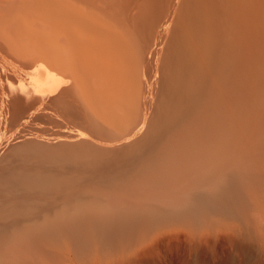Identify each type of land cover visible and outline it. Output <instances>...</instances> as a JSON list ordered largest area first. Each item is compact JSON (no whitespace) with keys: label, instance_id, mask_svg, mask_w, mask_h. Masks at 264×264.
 <instances>
[{"label":"rangeland","instance_id":"374dc122","mask_svg":"<svg viewBox=\"0 0 264 264\" xmlns=\"http://www.w3.org/2000/svg\"><path fill=\"white\" fill-rule=\"evenodd\" d=\"M82 1L0 0V226L48 218L10 262L158 264L151 237H264V0ZM59 66L80 95L39 90ZM106 154L138 172L111 181ZM221 183L241 189L223 210L166 214Z\"/></svg>","mask_w":264,"mask_h":264},{"label":"bare ground","instance_id":"6f19581e","mask_svg":"<svg viewBox=\"0 0 264 264\" xmlns=\"http://www.w3.org/2000/svg\"><path fill=\"white\" fill-rule=\"evenodd\" d=\"M79 2H81V3H79ZM74 5L82 7L84 9L86 2H84L82 0H76ZM31 61L33 63L35 62L33 60H31ZM64 68H65V70L61 67L58 68V70H56L51 76L42 77L40 80V83H39V90L44 91L46 93H50V94L56 93V92H59L60 90H62V95L65 96V99H66V97L67 98L68 97H70V98L76 97L79 94V91H77L78 80L74 79L73 84H72L73 86H70L68 89L63 88L64 82L67 81V80H64V78H66V77H64L62 74L64 72H66V66ZM203 92L204 91H201V90L196 92V94H197L196 96L199 99L194 97V99L195 100L197 99V100L193 101L195 103H194V106H192V107L194 108L196 106V108L199 109L201 112H206V113L209 112L208 114L210 115L212 112L211 108H213V107H211V105L208 103V101H204ZM193 94H194V92H193ZM204 94H205V92H204ZM187 96L189 97L190 94ZM65 99H64V101H65ZM72 101H71V103H72ZM188 101H190V100H188ZM194 110H196V109H194ZM213 110H214V108H213ZM203 114H205V113H203ZM213 115L214 114H212V116ZM204 116L205 115H201L200 119L192 121L189 124H191L192 127L193 126H198V127L204 126V123H206V121L203 120ZM187 122L188 121H186V123ZM167 136H168V134H167ZM167 136L165 134L164 138H167ZM156 138H158V137H156ZM152 139H153V137H152ZM207 142L209 144H219L216 141H207ZM168 144H173L172 140ZM155 150L156 149H154V151ZM113 154L115 155V153H113ZM127 155H129L128 154V148L124 149L121 153L116 155V156H119L117 158H115V156H114V158H112L113 156L109 157V155H107V154L101 155V156L99 155L100 157L98 156L99 159H97V163H96V161H94L95 160L94 158L92 159L94 161L93 165H95V163H96L97 166H99V165L103 166L105 168V170H107V172H108V173L106 172L107 173L106 176L109 177L108 179L111 178L110 179L111 181H116L117 179H119V178H117V176L122 177V175H124L126 173L136 175V171L138 170V167L140 164H138L139 162L137 160L136 161L133 160V162H131V158H129L130 156H128L127 162L126 161H120V160H117V162H115V160H114L113 161L114 165L112 162H109L112 159H118L120 157H125ZM157 156H158V154H157ZM105 157H109L110 159L111 158L112 159L109 160L108 158L106 159ZM134 172H135V174H134ZM26 175H24V176H26ZM109 175H111V176H109ZM40 176L44 177L45 175L41 174ZM47 176H45V177H47ZM53 177L55 178V175ZM36 178H38V176H36ZM56 178H58L59 184H63V181H64V183H66L65 181H67L66 178H63V176L62 177L57 176ZM62 178H63V181H62ZM46 180H44V181L47 183ZM106 180H107V178H106ZM76 182H75V184H77ZM83 182H84V180H83ZM234 182H236V181H234ZM52 183H54V181ZM73 183H74V181L73 182L69 181V183H67V185L70 187V185H72ZM232 183L233 182H231L230 186H232ZM236 184L240 185V184H238V182L235 183V185ZM67 185H66V187H67ZM227 185H228V183L215 184V185L210 186V188L206 189V188H202L203 185L200 184L199 186L194 187L193 189H191L190 192L184 194L181 197L182 201H183L181 211H180L181 208H176L175 206L169 205V207L166 209V214H168L169 216L174 217V218H178V217L184 218L185 216H190L192 218L199 219L208 210H223L225 208L226 203L230 202L231 197H234L233 195H237L238 191L241 190V189H239V186L237 188L233 189V187H231V188L226 187ZM233 185H234V183H233ZM235 189H237V190H235ZM231 193H234V194L232 195ZM14 197H12V198H14ZM17 200L15 202H17ZM20 204H23V203H20ZM39 214L42 215V213H40V212H39ZM45 216L46 215H44L41 220H40V217L38 216L39 221H35L33 223H31V221H28V220L23 221V222H19V220H17V222H16L15 221L16 219H15V220H13V223L8 225L7 227L2 226L3 227L2 228L0 226V264H12L13 262H10L11 261L10 259L15 258V256H18V254L21 257V254L24 253L22 251L25 250V246L27 244L29 246L30 237L32 234H34V236H41L40 234H42V233L46 234V232L44 231V228L40 225V222H42V223H45V221L47 222L48 218H46ZM38 217H37V220H38ZM20 227L22 228V231L20 234H17ZM38 231L40 234L38 233ZM132 236H133V234L125 235L124 238H125V240H127V243L131 242L132 240H135L136 238H138V240H143V242L146 240L145 237L142 235H138V237H136L137 235L136 236L134 235V237H132ZM146 241H149L152 244L157 243L153 247L150 246L149 250L147 252H145L144 255L148 256V258H152L153 260H156L158 262V264H247V259H245L244 250H242L240 248V245H243L248 241L257 245L260 252L262 253V258L259 260V264H264V237H262V236L260 238H255V239H237V238L232 237V236L225 237V238H222V237L219 238V237H210V236H184L183 237V236L171 235V236L165 237L164 239H157L156 237H151L150 239H147ZM160 245H163L165 251L163 250V247H161ZM28 246H26V247H28ZM133 247L134 246H131L129 249L133 251V249H134ZM245 248H248V247L246 246ZM134 252H137V251H134ZM5 253L8 255H6ZM10 253L14 255L13 257L11 256V258L9 257ZM14 253L17 255H15ZM28 253L29 252L27 251V254ZM27 254L26 255L23 254L22 257L25 256V258H26ZM14 263H15V261H14Z\"/></svg>","mask_w":264,"mask_h":264}]
</instances>
